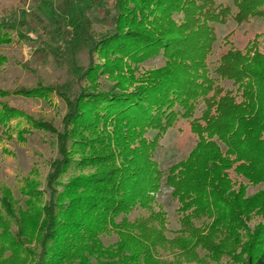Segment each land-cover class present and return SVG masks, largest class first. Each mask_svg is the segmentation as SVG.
<instances>
[{"label":"trees","instance_id":"1","mask_svg":"<svg viewBox=\"0 0 264 264\" xmlns=\"http://www.w3.org/2000/svg\"><path fill=\"white\" fill-rule=\"evenodd\" d=\"M82 1L102 8L112 30L93 37ZM51 14L65 29L62 51L35 54L62 59L74 39L84 38L90 65L80 80L89 88L74 99L67 87L42 83L0 92L8 99L55 93L68 109L59 131L0 104L1 126L25 117L56 137L60 155L44 191L32 179L25 180L22 199L2 188L0 264H203V250L219 259L214 239H239L254 215L264 219V190L244 196L249 185L264 183V37L242 50L227 36L229 48L213 63L214 25L230 18L264 21V0H233V7L216 0H61ZM15 30V19L0 16V45L10 43ZM158 57L161 68L144 69ZM68 61L73 66L71 52ZM101 79L113 82L109 90H102ZM181 120L189 121L197 141L163 172L155 154ZM86 169L94 172L64 181L70 171ZM165 187L179 204L175 232L158 202ZM247 252L244 264H264V220Z\"/></svg>","mask_w":264,"mask_h":264},{"label":"rangeland","instance_id":"2","mask_svg":"<svg viewBox=\"0 0 264 264\" xmlns=\"http://www.w3.org/2000/svg\"><path fill=\"white\" fill-rule=\"evenodd\" d=\"M216 1L219 4L233 7V0ZM60 2L61 0H0V16L5 15L15 19L17 28L11 38L12 41L0 45V59L5 60L0 68V92H13L22 87L33 88L42 83L44 86L67 87L68 95L74 99L82 88L88 90V83L80 80L90 65L89 46L84 38L75 41L71 37L73 45L68 53L71 52L74 56L73 66L68 61L69 54L65 51L61 52L62 59L45 54L43 59L39 60L35 54L36 51L45 49L62 51L61 44L66 37L63 33L65 30L63 24H59L57 20L61 13L57 11L59 12L57 18L51 14V7L56 8ZM85 4L87 2L82 1V7L85 9L84 17L92 24L90 32L93 37L97 38L112 30L102 8L97 6L88 8ZM233 10L236 12L234 8ZM66 26L72 34L76 33L67 21L64 22V27ZM214 26L218 42L214 47L213 63L229 48L224 47L227 36L232 35L229 41L242 50L257 36L264 37V21L259 19L238 24L230 18L227 24ZM21 32L26 34L27 38L22 39ZM95 62L100 63L98 56L95 57ZM163 65L164 60L158 57L145 63L144 69L153 70ZM100 84L102 90L107 91L113 82L101 79ZM4 103L25 112L38 121H48L57 130L63 131V119L68 109L62 98L55 93L47 99H31L21 96H11L8 99L1 96L0 104ZM203 107L201 105L200 110ZM200 116L201 112L198 111L196 117ZM22 132H26L25 136L20 135ZM196 141L197 138L191 131L189 121L181 120L177 123L161 141V147L155 154V160L159 163L161 170L166 172L171 166L184 160L194 148ZM59 159L56 137L35 129L25 117L12 120L6 127L0 125V192L3 187L7 186L12 189L17 199H22L20 190L25 186L26 179H32L38 185L37 188L44 191L50 164ZM93 172V169L70 171L64 181L66 182L72 176L89 175ZM263 190L264 183L249 185L244 196L251 198ZM158 202L168 214L170 231L179 230V204L172 199L171 190L165 187L158 196ZM263 220L261 215H254L245 224L246 230L240 231L239 239L230 240L226 244H222L219 238L214 239L215 247L220 246L217 248L220 257L219 259L214 258L209 251L203 250V264H244L248 253L247 246L256 228L263 224ZM105 242L108 245L112 240L105 239ZM168 260L173 261L172 258ZM182 264L200 263L184 260Z\"/></svg>","mask_w":264,"mask_h":264}]
</instances>
